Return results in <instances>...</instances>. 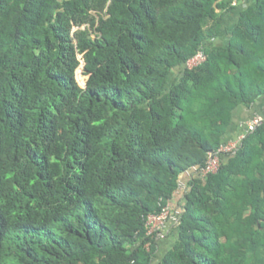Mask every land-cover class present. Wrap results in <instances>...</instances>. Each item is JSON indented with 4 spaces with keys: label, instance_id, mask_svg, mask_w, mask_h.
<instances>
[{
    "label": "trees",
    "instance_id": "trees-1",
    "mask_svg": "<svg viewBox=\"0 0 264 264\" xmlns=\"http://www.w3.org/2000/svg\"><path fill=\"white\" fill-rule=\"evenodd\" d=\"M263 94L264 0H0V264H264V122L145 225Z\"/></svg>",
    "mask_w": 264,
    "mask_h": 264
},
{
    "label": "built area",
    "instance_id": "built-area-1",
    "mask_svg": "<svg viewBox=\"0 0 264 264\" xmlns=\"http://www.w3.org/2000/svg\"><path fill=\"white\" fill-rule=\"evenodd\" d=\"M204 59L205 57L203 53L199 52L188 62V66L191 67L193 65H196L202 62ZM190 62H192V64H189ZM262 122H264V114L252 116L243 124L242 131L234 139L221 144L216 152L208 154L207 160L203 167L199 168L197 166H192L189 169L185 170L177 181L178 186L176 191L174 192V195L178 194L182 196L188 189L186 181L191 179L193 176L199 175L203 177L209 173H215L220 164V156L233 154L237 150L242 139L248 133L255 130V128ZM181 212L182 209L180 206L172 207L170 205V202H168L161 209L160 213L155 215H148L145 223L147 235L157 239L159 236L165 234L172 226L178 223Z\"/></svg>",
    "mask_w": 264,
    "mask_h": 264
},
{
    "label": "crops",
    "instance_id": "crops-1",
    "mask_svg": "<svg viewBox=\"0 0 264 264\" xmlns=\"http://www.w3.org/2000/svg\"><path fill=\"white\" fill-rule=\"evenodd\" d=\"M245 0H233L234 5H243ZM236 18L235 14H229L225 17V22H232ZM224 22V24H225ZM222 26L221 34L218 37L217 41L225 40L226 30ZM264 114V94L260 95L250 106L248 107H237L232 113V122L226 132L224 137L225 142L234 139L243 128V124L254 115H263ZM181 195L175 194L174 198L170 202L172 207H178L181 202ZM170 229L166 232L168 233Z\"/></svg>",
    "mask_w": 264,
    "mask_h": 264
},
{
    "label": "rangeland",
    "instance_id": "rangeland-1",
    "mask_svg": "<svg viewBox=\"0 0 264 264\" xmlns=\"http://www.w3.org/2000/svg\"><path fill=\"white\" fill-rule=\"evenodd\" d=\"M189 64H192V62H190ZM76 79L79 83V85L83 86L86 80V77L83 74V70L82 67L79 66V68L76 71ZM167 235V233L163 234L162 236H159L156 241L158 243V250H157V257H159L162 252L169 246L170 244V238H165V236ZM155 262V260H154ZM155 264V263H154Z\"/></svg>",
    "mask_w": 264,
    "mask_h": 264
},
{
    "label": "water",
    "instance_id": "water-1",
    "mask_svg": "<svg viewBox=\"0 0 264 264\" xmlns=\"http://www.w3.org/2000/svg\"><path fill=\"white\" fill-rule=\"evenodd\" d=\"M83 64H84V63L82 62V63H81V67H83Z\"/></svg>",
    "mask_w": 264,
    "mask_h": 264
}]
</instances>
